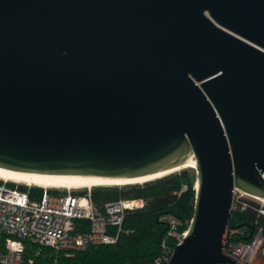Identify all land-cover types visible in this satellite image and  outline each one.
<instances>
[{
  "label": "water",
  "instance_id": "water-1",
  "mask_svg": "<svg viewBox=\"0 0 264 264\" xmlns=\"http://www.w3.org/2000/svg\"><path fill=\"white\" fill-rule=\"evenodd\" d=\"M188 167L193 214L168 264H233V192L264 198V0H0L1 169Z\"/></svg>",
  "mask_w": 264,
  "mask_h": 264
},
{
  "label": "built area",
  "instance_id": "built-area-1",
  "mask_svg": "<svg viewBox=\"0 0 264 264\" xmlns=\"http://www.w3.org/2000/svg\"><path fill=\"white\" fill-rule=\"evenodd\" d=\"M19 184L25 183L0 178V232L5 234L0 264H24L25 240L66 253L114 243L126 211L144 204L142 199H118L106 203L100 211L91 200L90 188L77 194L75 189L43 187L40 197L31 198L28 191L18 188ZM245 199L258 202L257 211L264 215V200L238 189L233 192L231 212L246 208ZM166 221L168 235L175 237L176 245L179 244L181 238L176 234L183 237L186 230L178 233L177 220L173 217ZM162 246L164 252L154 264H168L176 247L168 248L164 243ZM222 252L235 261L233 264H264L263 227L228 226Z\"/></svg>",
  "mask_w": 264,
  "mask_h": 264
},
{
  "label": "trees",
  "instance_id": "trees-1",
  "mask_svg": "<svg viewBox=\"0 0 264 264\" xmlns=\"http://www.w3.org/2000/svg\"><path fill=\"white\" fill-rule=\"evenodd\" d=\"M195 181V169L188 167L143 183L94 186L90 188L91 200L100 211L106 203L118 199L144 202L141 208L126 211L116 242L66 253L25 240L24 264H154L164 252L163 243L168 248L176 246V238L168 235L166 219L177 220L178 233L188 228L193 214ZM18 188L28 191L31 198L40 197L44 190L41 186L24 184H19ZM85 191L86 188H81L75 193ZM245 200L248 206L233 210L228 226H262L264 229V215L257 211L259 203ZM4 240L5 234L0 232V249Z\"/></svg>",
  "mask_w": 264,
  "mask_h": 264
},
{
  "label": "bare ground",
  "instance_id": "bare-ground-1",
  "mask_svg": "<svg viewBox=\"0 0 264 264\" xmlns=\"http://www.w3.org/2000/svg\"><path fill=\"white\" fill-rule=\"evenodd\" d=\"M188 162L189 163L187 164V166L195 167V160L193 158H191ZM0 178L18 183L22 182L29 185L43 186L47 188L53 187L65 189H80L92 188L94 186H114L132 183H143L144 181L149 180V178L151 177L117 180L74 175H37L19 173L0 168ZM261 199L264 200V198Z\"/></svg>",
  "mask_w": 264,
  "mask_h": 264
},
{
  "label": "rangeland",
  "instance_id": "rangeland-1",
  "mask_svg": "<svg viewBox=\"0 0 264 264\" xmlns=\"http://www.w3.org/2000/svg\"><path fill=\"white\" fill-rule=\"evenodd\" d=\"M20 183H22V182H20ZM25 185V184H24ZM33 186V185H32ZM36 186V185H35ZM41 187H43V186H41ZM81 189V188H80ZM80 189H75V190H80ZM87 189V188H86Z\"/></svg>",
  "mask_w": 264,
  "mask_h": 264
}]
</instances>
